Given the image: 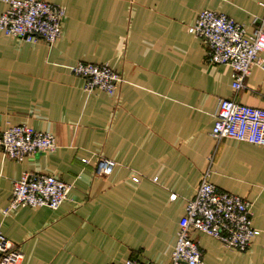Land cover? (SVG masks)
I'll return each instance as SVG.
<instances>
[{"label": "crops", "instance_id": "0c3cea01", "mask_svg": "<svg viewBox=\"0 0 264 264\" xmlns=\"http://www.w3.org/2000/svg\"><path fill=\"white\" fill-rule=\"evenodd\" d=\"M45 1L65 13L53 45L0 32V130L26 125L56 141L20 162L0 153V232L20 264H171L207 170L217 189L251 204L259 235L237 252L193 233L201 264H264V147L211 136L221 100L264 110V53L234 93L231 69L210 64L204 40L188 32L205 10L251 30L264 0ZM7 8L0 0V15ZM77 63L106 65L123 82L113 96L88 93L70 71ZM99 156L116 163L107 177L94 175ZM24 173L70 185L67 199L4 215Z\"/></svg>", "mask_w": 264, "mask_h": 264}, {"label": "built area", "instance_id": "2783aa9c", "mask_svg": "<svg viewBox=\"0 0 264 264\" xmlns=\"http://www.w3.org/2000/svg\"><path fill=\"white\" fill-rule=\"evenodd\" d=\"M8 8L0 15V32L27 43L43 41L53 45L61 36L64 9L45 0H3ZM264 11V3L261 4ZM247 25L236 23L228 16L205 10L198 13L188 32L207 45V60L213 65L231 69V88L234 93L244 89V81L252 69L260 65L264 53V13ZM71 73L85 81L88 93L98 89L113 96L123 82L120 74L106 65L77 63ZM211 136L218 142L229 139L264 147V110L241 105L235 99L218 104ZM56 149L54 135L40 133L26 125L0 130V153L20 162L37 153H52ZM83 163L87 161L82 160ZM116 163L99 156L95 163L96 177L109 176ZM210 172L202 174L194 197L186 202L185 219L176 235L170 254L171 264H201V252L193 233L216 239L223 248L247 251L259 231L252 225L251 204L241 197L219 190L209 181ZM134 182L138 179L133 178ZM71 186L55 176L24 173L13 183L12 196L3 210L7 215L20 208L47 207L57 210L67 199ZM173 198V196H172ZM19 251L0 232V264H20ZM120 264H144L126 259Z\"/></svg>", "mask_w": 264, "mask_h": 264}]
</instances>
